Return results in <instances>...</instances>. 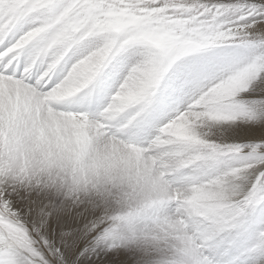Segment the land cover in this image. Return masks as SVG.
I'll use <instances>...</instances> for the list:
<instances>
[{
    "label": "snow or ice",
    "instance_id": "obj_1",
    "mask_svg": "<svg viewBox=\"0 0 264 264\" xmlns=\"http://www.w3.org/2000/svg\"><path fill=\"white\" fill-rule=\"evenodd\" d=\"M32 184L175 202L157 264H264V0H0V264H83L103 219L52 243Z\"/></svg>",
    "mask_w": 264,
    "mask_h": 264
},
{
    "label": "bare ground",
    "instance_id": "obj_2",
    "mask_svg": "<svg viewBox=\"0 0 264 264\" xmlns=\"http://www.w3.org/2000/svg\"><path fill=\"white\" fill-rule=\"evenodd\" d=\"M236 133L239 137H244L247 134V128L243 125L238 126ZM53 190L50 186L46 187V184L45 186L44 184H32L30 186L19 185L13 192V195L16 196V202L23 206L22 215L35 219L41 212L48 214L46 216L47 223L44 228H41L39 223L36 225V227L40 228L42 234H45V228H47L46 238L50 239L52 243L57 244L62 242L65 232H70L76 238H79L86 224H90L92 221L100 218L104 221L100 229L97 232L91 233L85 241H82L83 247L88 249L87 253L80 257L83 264H135L134 258L137 256H134L136 253H133L134 255L130 254V250L128 251L126 247L122 248V245H127L128 241L124 242L123 237L115 238V231L117 230H115L112 220L109 221V212L104 211L103 208L94 210L93 205L85 201L80 196L81 194L79 195L78 193H74L71 197H68L66 194L63 202L60 203L61 200L60 202L57 200L56 193L51 194ZM55 191H57L56 188ZM17 210L19 211V209ZM162 212L164 211H159L160 214ZM137 220L138 218H134V221ZM136 235L137 233L132 234L133 239Z\"/></svg>",
    "mask_w": 264,
    "mask_h": 264
},
{
    "label": "rangeland",
    "instance_id": "obj_3",
    "mask_svg": "<svg viewBox=\"0 0 264 264\" xmlns=\"http://www.w3.org/2000/svg\"><path fill=\"white\" fill-rule=\"evenodd\" d=\"M46 187H49V186L46 184ZM50 187H52V190L54 189L53 191H51V194L53 195V193L54 194L56 193L55 196L57 197V200H59V202L61 200L60 203H62L65 198L64 196L66 194L68 195V189L65 187L59 186V185H54V188L53 186H50ZM55 188L57 191H55ZM78 194L79 195L81 194L80 196L83 197L85 201L92 204L94 207V210H99L100 208H103L104 211L109 212V217H110L109 221L112 220L114 228L115 230H117L115 231L116 232L115 238L123 237V241L124 240H125L124 242L128 241L129 245L128 244L122 245V248L126 247L128 251L130 250V254L136 253L134 257L136 256L139 257V258L137 257L134 258L136 261L135 264H142V263L143 264H157V261L160 258H162L166 253L170 252V242H165L161 240L158 243L154 241L152 238L154 235L158 234L157 225L159 223H162L164 219L168 217H172L175 214V210L177 207L175 202H169L161 206L159 211L163 210L164 212H162V214H160L159 211H154V212L150 211L148 213H141V214L133 215L129 217L128 213L130 211V208L126 203L123 202L122 194L109 196L107 201L101 198V196L98 195L96 191L94 190H89L87 192H81ZM68 197H71V196L68 195ZM118 217H127V218L118 219ZM134 218H138V220L134 221ZM133 233H137L134 239L132 236ZM145 234L148 236H146ZM137 252H138V255H137Z\"/></svg>",
    "mask_w": 264,
    "mask_h": 264
},
{
    "label": "clouds",
    "instance_id": "obj_4",
    "mask_svg": "<svg viewBox=\"0 0 264 264\" xmlns=\"http://www.w3.org/2000/svg\"><path fill=\"white\" fill-rule=\"evenodd\" d=\"M109 194H110V196H112V195H121L122 194V190L118 189V188H110L109 189Z\"/></svg>",
    "mask_w": 264,
    "mask_h": 264
}]
</instances>
